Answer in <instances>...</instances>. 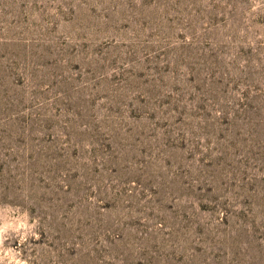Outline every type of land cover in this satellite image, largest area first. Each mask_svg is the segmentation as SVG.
Returning <instances> with one entry per match:
<instances>
[{"label": "rangeland", "instance_id": "rangeland-1", "mask_svg": "<svg viewBox=\"0 0 264 264\" xmlns=\"http://www.w3.org/2000/svg\"><path fill=\"white\" fill-rule=\"evenodd\" d=\"M0 237V264H264V0H0Z\"/></svg>", "mask_w": 264, "mask_h": 264}, {"label": "clouds", "instance_id": "clouds-1", "mask_svg": "<svg viewBox=\"0 0 264 264\" xmlns=\"http://www.w3.org/2000/svg\"><path fill=\"white\" fill-rule=\"evenodd\" d=\"M2 244H3V238L0 237V246H2ZM16 264H25V262L24 261H17Z\"/></svg>", "mask_w": 264, "mask_h": 264}]
</instances>
